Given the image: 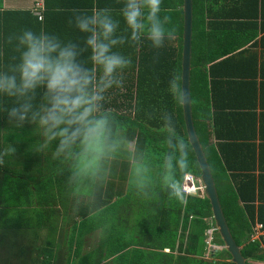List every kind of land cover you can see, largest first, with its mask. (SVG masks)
I'll list each match as a JSON object with an SVG mask.
<instances>
[{"label":"trees","instance_id":"1","mask_svg":"<svg viewBox=\"0 0 264 264\" xmlns=\"http://www.w3.org/2000/svg\"><path fill=\"white\" fill-rule=\"evenodd\" d=\"M44 3L38 32L56 35L64 43L84 46L87 34L76 28L74 18L91 15L94 7L110 8L119 21L117 35L130 37L120 15L125 0ZM183 4L162 0L159 15L168 16L165 27L174 29L163 47L154 48L143 39L113 49L131 59L128 70L138 72L136 88L120 100L103 102L114 109L106 111L108 139L103 147L92 143L85 151L76 140L58 153V139L47 140L36 123L7 122L8 110L27 98L0 93V264H236L227 249L209 252L207 231L215 229V221L206 196L185 195L181 202L170 199L165 188V157L173 152L166 140L173 130L185 140L188 167L169 171L168 178L174 175L183 187L187 174L199 179L202 174L182 107ZM258 46L264 58V0H193L195 129L248 264L264 261V239L252 238L257 224L264 225V173H253L257 153L240 136L245 113L240 92L250 86L249 78H264ZM251 51L255 60H243ZM90 54V49L82 54L88 67ZM173 80L179 85V101ZM43 92L38 88L30 101L29 118L46 104ZM258 94L256 90L246 101L257 104ZM166 114L173 129L165 127ZM129 142H134L133 152L124 149ZM104 154L121 159L109 167ZM34 230L39 236L30 243ZM218 233L212 244L225 246ZM97 234L96 246L86 250L88 238Z\"/></svg>","mask_w":264,"mask_h":264},{"label":"clouds","instance_id":"2","mask_svg":"<svg viewBox=\"0 0 264 264\" xmlns=\"http://www.w3.org/2000/svg\"><path fill=\"white\" fill-rule=\"evenodd\" d=\"M161 3L162 0H125L120 15L130 30V37L117 35L119 21L113 18L110 8L96 7L91 15L80 13L74 18L76 28L87 34L83 47L72 41L64 43L58 36L44 31L36 33L28 29L16 35L19 63L11 69L12 75L0 72V93L8 97H25L28 102L9 109V120L14 119L19 126L25 122L36 123L47 140L58 139V153L65 151L76 140H80L85 151L92 143L103 147L108 139V114L101 112L105 93L113 86H123L120 73L131 65L130 58L113 49L129 40L140 43L147 39L154 48L163 47L166 38L171 40L174 29L165 27L170 18L159 15ZM11 40L12 36L9 42ZM88 49L91 50L89 60L92 67L78 59ZM38 88L44 89L46 104L29 118L28 113L32 109L30 101ZM171 88L179 101V85L175 80L171 82ZM30 93L33 95L29 96ZM164 121L166 128L173 129L169 114L165 115ZM166 143L173 152L165 157V188L170 199L183 202V187L174 175L169 179L168 172L183 171L188 167L187 145L174 130L169 133ZM216 229L215 226L213 235ZM212 246L219 247L217 250L223 247L211 242L209 252L217 251L211 250Z\"/></svg>","mask_w":264,"mask_h":264},{"label":"crops","instance_id":"3","mask_svg":"<svg viewBox=\"0 0 264 264\" xmlns=\"http://www.w3.org/2000/svg\"><path fill=\"white\" fill-rule=\"evenodd\" d=\"M39 1L44 0H0V72L12 75L11 69L14 65L19 63L20 53L17 51L18 41L15 36L28 29L39 33L37 28L38 17L32 11L35 4ZM34 20L35 24L33 22ZM38 21L40 20L38 19ZM10 36H12L11 42H9ZM261 50L262 46L256 48V51L258 52L256 58L258 57V59L263 62L264 58L262 54H259V51ZM254 57L255 56L251 51L244 56L243 60H255ZM78 58L83 60L82 56ZM127 68L123 69L120 73L123 79V86L120 88L113 86V88L105 93V99L109 98L112 100L114 98H119L120 100V98L127 95L129 89L136 88V75L138 70L134 73ZM16 75L19 76L18 73H16ZM133 76L134 79L129 81V78H132ZM249 82L250 86L248 88H243L240 92L241 99L245 103V113L241 115V118L244 119L243 135L240 134V136L244 139V144L252 150H255L257 153V160L253 167V173L259 177L261 173H264V78L262 76L258 77V79L249 78ZM256 90L259 91V94L256 96V98H260L258 103L254 104L253 102L246 101V99L254 97ZM107 105L108 104H103L101 112H111L114 110L112 108L109 109ZM4 121L5 120H2L1 122ZM7 122L10 123L11 121ZM246 138L250 139L248 140ZM111 153L114 154L113 151H111ZM84 155H86V153H84ZM104 156L109 164H113L114 161L119 162L121 159H118L115 155L108 157L104 154ZM109 167L112 166L110 165ZM254 264H264V261L255 262Z\"/></svg>","mask_w":264,"mask_h":264},{"label":"water","instance_id":"4","mask_svg":"<svg viewBox=\"0 0 264 264\" xmlns=\"http://www.w3.org/2000/svg\"><path fill=\"white\" fill-rule=\"evenodd\" d=\"M184 33H183V51H182V74H181V92H182V107L185 121V127L188 134V139L196 154L199 166L201 168V180L203 181L206 191L205 196L211 204L213 219L218 234L221 235L225 246L232 256V261L236 264H248L247 259L243 254L241 247L231 230L229 222L224 212L217 183L213 178L211 168L204 153L203 147L198 138L192 109L191 99V71H192V40H193V0H184ZM212 249L219 247L212 246Z\"/></svg>","mask_w":264,"mask_h":264},{"label":"built area","instance_id":"5","mask_svg":"<svg viewBox=\"0 0 264 264\" xmlns=\"http://www.w3.org/2000/svg\"><path fill=\"white\" fill-rule=\"evenodd\" d=\"M33 13L38 17L40 21L44 20V13H45V5L44 1H39L35 4ZM191 185L192 189H189L188 186ZM202 181L195 177L194 175H186L185 181L183 185V191L186 196L195 195L199 197H204V189H203ZM213 231L211 230L207 233L208 235V243L211 246V242L213 240ZM253 240H261L264 239V225L258 223L255 227V232L253 234Z\"/></svg>","mask_w":264,"mask_h":264},{"label":"rangeland","instance_id":"6","mask_svg":"<svg viewBox=\"0 0 264 264\" xmlns=\"http://www.w3.org/2000/svg\"><path fill=\"white\" fill-rule=\"evenodd\" d=\"M134 142H129L127 145H126V147L124 148L125 150H126V152H133V148H134V144H133ZM91 148L92 149H95L94 148V146L93 145H91ZM103 160L105 161H108L106 158H103ZM110 165H112V164H110ZM203 189H204V193H205V191H206V187H205V185H204V183H203ZM188 188L189 189H192V186L191 185H189L188 186ZM35 223V222H34ZM35 225H36V223H35ZM209 231V230H208ZM31 233H30V235H29V242L30 243H32L33 241H35L37 238L36 237H38L39 235H38V233L34 230V231H30ZM98 234L97 235H95V236H93V237H89L88 238V247L86 246L85 248H86V250H89V249H91L92 247H94V246H96V244H97V242H98ZM36 238V239H35Z\"/></svg>","mask_w":264,"mask_h":264}]
</instances>
